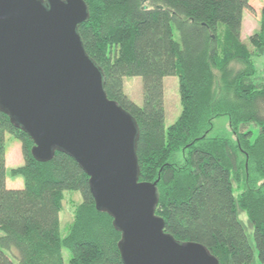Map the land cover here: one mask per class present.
<instances>
[{
    "label": "trees",
    "instance_id": "16d2710c",
    "mask_svg": "<svg viewBox=\"0 0 264 264\" xmlns=\"http://www.w3.org/2000/svg\"><path fill=\"white\" fill-rule=\"evenodd\" d=\"M83 1L89 18L79 35L107 98L137 124L139 181L156 182L164 232L204 246L218 264H264V0ZM243 13L258 15L247 43ZM129 77L141 80V106L123 92ZM168 77L178 81L180 114L166 129ZM223 117L227 132L214 128ZM6 135L20 143L23 161L8 171ZM32 147L0 112V264H65L64 250L67 264H123L121 235L97 210L83 170L63 153L38 162ZM7 176L22 189H8ZM67 192L81 202L62 236Z\"/></svg>",
    "mask_w": 264,
    "mask_h": 264
},
{
    "label": "water",
    "instance_id": "95a60500",
    "mask_svg": "<svg viewBox=\"0 0 264 264\" xmlns=\"http://www.w3.org/2000/svg\"><path fill=\"white\" fill-rule=\"evenodd\" d=\"M88 18L83 0H0V112L31 139L35 160L63 153L83 170L121 235L123 264H218L164 232L156 182L139 181L137 124L107 98L85 52L78 29Z\"/></svg>",
    "mask_w": 264,
    "mask_h": 264
},
{
    "label": "rangeland",
    "instance_id": "374dc122",
    "mask_svg": "<svg viewBox=\"0 0 264 264\" xmlns=\"http://www.w3.org/2000/svg\"><path fill=\"white\" fill-rule=\"evenodd\" d=\"M251 3L257 7L261 6L263 0H251ZM247 23L242 31L241 39L244 43H247L248 36L250 31L247 30V26L255 24V17H252L250 14H247ZM256 25H258V15H256ZM258 70L262 75H264V63L262 60L258 59ZM123 92L124 94L136 105L141 106L142 104V84L140 78H125L123 81ZM163 106L165 110V128L167 129L172 125L180 114V102L178 95V81L175 77H168L163 79ZM214 128L216 130L228 131L227 130V119L218 118L214 121ZM255 132V130H254ZM6 139V138H5ZM20 144L16 139L7 135V140H5L6 147L9 148L12 142ZM21 148V146H20ZM8 171V170H7ZM9 178V176H7ZM6 178V179H7ZM81 199L78 193L67 192L63 198L62 209L59 214V223H60V233L62 236H66L69 232V228L74 221V214L78 205L80 204ZM246 226V233L248 235L249 241L252 243V232L248 229L247 220L245 215H241L239 218ZM69 253L64 250L62 252V258L64 263L67 264Z\"/></svg>",
    "mask_w": 264,
    "mask_h": 264
},
{
    "label": "crops",
    "instance_id": "0c3cea01",
    "mask_svg": "<svg viewBox=\"0 0 264 264\" xmlns=\"http://www.w3.org/2000/svg\"><path fill=\"white\" fill-rule=\"evenodd\" d=\"M247 13H243L242 17V26H241V34L247 23ZM255 24L247 26V30L250 31L249 35H251L254 31L258 29V25H256V20L253 19ZM7 140V135L5 137ZM6 147V144H5ZM22 156H21V148L20 144L16 142H12L9 148L6 147V170L14 169L20 167L22 165ZM22 180L21 179H6V187L10 190H19L22 189Z\"/></svg>",
    "mask_w": 264,
    "mask_h": 264
}]
</instances>
